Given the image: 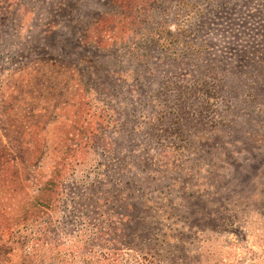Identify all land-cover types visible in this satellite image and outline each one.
<instances>
[{"label":"rangeland","instance_id":"rangeland-1","mask_svg":"<svg viewBox=\"0 0 264 264\" xmlns=\"http://www.w3.org/2000/svg\"><path fill=\"white\" fill-rule=\"evenodd\" d=\"M0 264H264V0H0Z\"/></svg>","mask_w":264,"mask_h":264}]
</instances>
